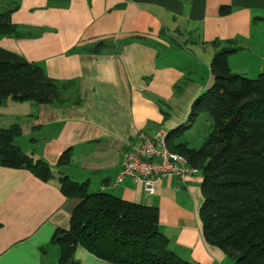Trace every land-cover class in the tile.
Wrapping results in <instances>:
<instances>
[{"label": "crops", "instance_id": "0c3cea01", "mask_svg": "<svg viewBox=\"0 0 264 264\" xmlns=\"http://www.w3.org/2000/svg\"><path fill=\"white\" fill-rule=\"evenodd\" d=\"M6 1L19 3L12 22L22 36H1L0 48L40 64L53 80L74 81L80 95L79 102L21 104L23 120L16 122L28 121L33 133L21 148L58 175L88 181L91 192L158 207L160 230L181 258L234 264L203 235L200 172L186 182L164 176L154 194L139 180L117 178L141 133L152 138L188 121L193 102L213 81L210 42H237L240 49L229 57L233 71L249 74L248 54L253 69L264 71V0ZM224 5L229 14L220 13ZM101 40L115 50L91 51ZM191 52L200 58L184 62ZM67 149L73 160L59 168ZM77 203L61 192L58 177L45 181L27 169L0 167V264H58L52 237L69 226ZM75 257L79 264H112L82 246Z\"/></svg>", "mask_w": 264, "mask_h": 264}, {"label": "trees", "instance_id": "16d2710c", "mask_svg": "<svg viewBox=\"0 0 264 264\" xmlns=\"http://www.w3.org/2000/svg\"><path fill=\"white\" fill-rule=\"evenodd\" d=\"M18 7L0 0V37L22 36L12 22ZM230 12V6L220 8L222 15ZM210 44L216 50L210 62L213 81L193 102L188 121L167 132L166 142L203 176L200 218L207 242L236 264H264V72L249 77L233 71L229 57L240 49L235 40ZM91 49L102 53L115 47L101 40ZM9 97L35 104L80 100L74 81L53 80L40 64L0 48V106ZM201 116L209 117L208 128L202 144L191 146L181 136ZM22 134L18 122L0 126V167L27 169L45 181L58 177L61 192L78 199L69 226L57 228L52 237L59 247L58 264H79L78 246L112 264H195L170 248L160 230L158 207L107 191L91 192L88 181H74L61 170L56 174L46 161L21 148ZM72 160L73 151L67 149L57 165L64 168Z\"/></svg>", "mask_w": 264, "mask_h": 264}, {"label": "built area", "instance_id": "2783aa9c", "mask_svg": "<svg viewBox=\"0 0 264 264\" xmlns=\"http://www.w3.org/2000/svg\"><path fill=\"white\" fill-rule=\"evenodd\" d=\"M166 136L164 130H159L152 138L141 133L140 142L130 144V149L126 151L123 172L117 180L132 177L143 183L146 192L154 194L157 192L158 180L164 176L176 175L186 182L197 173L198 170L188 164L182 155L168 148Z\"/></svg>", "mask_w": 264, "mask_h": 264}, {"label": "rangeland", "instance_id": "374dc122", "mask_svg": "<svg viewBox=\"0 0 264 264\" xmlns=\"http://www.w3.org/2000/svg\"><path fill=\"white\" fill-rule=\"evenodd\" d=\"M194 54H195V52H191V56H182L181 59L184 62L189 63L190 61H194L195 58H197V59L200 58V56H197ZM245 57L249 58V62H250L249 67L246 66L247 69L250 70L249 74H247L246 76L249 75V77H257L261 72H257L255 69H253L254 68L253 62L255 60L254 56L248 54V55H245ZM209 59H211V56H210V58L208 56V60ZM230 66H231V64H230ZM242 73H243V71H242ZM7 100H8L6 102L7 104H4V105H2V107H0V126H2V127H8L9 125L13 124L14 122H16L18 117L20 119L21 118L20 116H22V111L20 109V106H22L21 108H24L25 105H21V104L27 103V102H23V103L12 102L11 103V97H9ZM208 116H206V117H208ZM206 117H203V116L199 117L196 120V122L194 123V126L190 130H186L183 133V135L181 136V140L182 141L188 140V142L190 143L191 146L195 145V146L199 147L202 144L203 137H204L205 132L208 128L207 125L209 122L206 120ZM21 120H23V118H21ZM21 125L24 128H23L22 136H20L18 138V143H22V147H25V145L28 143V140L33 136V133H32V129L29 126L28 121L23 122ZM157 190H158V187H157ZM234 264H236L235 261H234Z\"/></svg>", "mask_w": 264, "mask_h": 264}]
</instances>
